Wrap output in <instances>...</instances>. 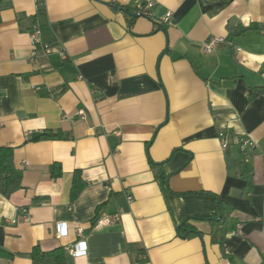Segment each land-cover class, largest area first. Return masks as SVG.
I'll return each mask as SVG.
<instances>
[{"label": "crops", "instance_id": "0c3cea01", "mask_svg": "<svg viewBox=\"0 0 264 264\" xmlns=\"http://www.w3.org/2000/svg\"><path fill=\"white\" fill-rule=\"evenodd\" d=\"M134 1L0 0V145L23 172L0 196V249L14 254L0 264H33L36 245L64 246L68 264H264V0H141L150 15L131 19L119 6ZM213 36L225 41L206 53ZM43 42L68 58L41 56ZM243 136L249 191L222 140L241 159ZM213 194L236 208L224 225L202 219ZM188 219L201 235L180 234ZM78 241L87 253L72 256Z\"/></svg>", "mask_w": 264, "mask_h": 264}, {"label": "trees", "instance_id": "16d2710c", "mask_svg": "<svg viewBox=\"0 0 264 264\" xmlns=\"http://www.w3.org/2000/svg\"><path fill=\"white\" fill-rule=\"evenodd\" d=\"M38 6H39V10L42 11L44 7V2L38 0ZM119 7L122 10H124L131 19L135 18L130 14L131 12L135 11L134 10L135 8L132 5L130 6V4H127V5H121ZM43 135H40L35 139H40ZM55 137L65 138L66 134L59 131ZM239 150L241 154V159L234 157L232 150L230 149V143L228 142V145L226 147V152L224 153L226 165H227V169L230 172H232L234 175L243 179L246 182L245 190L249 191L252 189L254 185V180H253L254 170L250 162L244 159V156L240 149V145H239ZM61 174H62L61 167L56 165L53 170V176L58 177L61 176ZM73 174L74 176H73V182L70 192L71 200H75L80 195L86 184L80 171L77 170ZM157 178L160 182V186L166 197L167 192L169 190L168 177L165 174L159 173L157 174ZM22 180H23V172L21 169H19L16 166L15 157H14V147L12 148V146L0 145V196L3 195L6 197H10L14 192L21 189ZM213 196L218 201L216 211L212 215L202 219L209 220L213 226L217 224L224 225L225 223L228 222V220H230L236 208L232 203L221 200L216 194H213ZM193 218L201 219L199 217H193ZM179 232L181 235H185L186 237L195 234H200V235L202 234L199 231H197V229L192 224L189 223V219L181 223L179 227ZM227 232L228 229L225 228L221 237V246H222V241L225 235L227 234ZM0 251L3 257H12L14 255L13 253L2 248L0 249ZM29 257L31 258L33 264H68V252L64 246H59L54 249L44 251L40 245H36L29 253Z\"/></svg>", "mask_w": 264, "mask_h": 264}, {"label": "built area", "instance_id": "2783aa9c", "mask_svg": "<svg viewBox=\"0 0 264 264\" xmlns=\"http://www.w3.org/2000/svg\"><path fill=\"white\" fill-rule=\"evenodd\" d=\"M42 2H44V0H40ZM151 5H153L152 1L149 2H143L141 0H135L134 1V12L138 13L139 15H150V13L148 12L149 8L151 7ZM171 13H167L165 15V17L163 18L164 21L169 20L168 18H170ZM40 33H41V29L38 25L35 24V26L33 27V30L31 32V39L32 42L34 44L38 43L41 41L40 37ZM225 41L224 37H210L207 41L204 42L203 45V49L206 53H213L216 48ZM43 51L41 52V56L43 57H47L49 55H51L52 53H60L63 59H67L68 58V54L66 52L65 49L63 48H58L57 46L51 44V43H47V42H43ZM34 56H36L37 52L33 53ZM79 114L81 116H85L86 113L83 109L79 110ZM223 137V134H222ZM223 144L224 147L226 148L228 145V140L224 137L223 139ZM239 145H240V149L242 151V154L244 156V159L246 161H249V159L251 158V151L254 150L255 148V143L254 141H252L251 139H249L248 137H241L239 139ZM133 195L129 194L127 199L129 201H132L133 199ZM120 219V214L119 213H115V214H106V215H102L100 218H98L96 220V222L94 223V227H101L103 225H113L115 224L118 220ZM60 229L62 230V226L60 224ZM64 233V231L62 232ZM60 233V235L62 234ZM78 233L80 235H82L84 233V229L82 227H80L78 229ZM69 252L70 254H72V256H82V255H86L87 253V246H86V242L85 241H78L76 244H74L72 247L69 248Z\"/></svg>", "mask_w": 264, "mask_h": 264}, {"label": "water", "instance_id": "95a60500", "mask_svg": "<svg viewBox=\"0 0 264 264\" xmlns=\"http://www.w3.org/2000/svg\"><path fill=\"white\" fill-rule=\"evenodd\" d=\"M130 14L133 15V16H139V14L136 13V12H131Z\"/></svg>", "mask_w": 264, "mask_h": 264}]
</instances>
